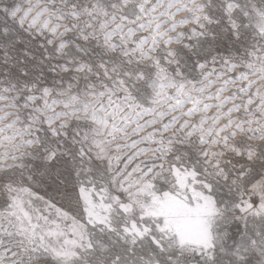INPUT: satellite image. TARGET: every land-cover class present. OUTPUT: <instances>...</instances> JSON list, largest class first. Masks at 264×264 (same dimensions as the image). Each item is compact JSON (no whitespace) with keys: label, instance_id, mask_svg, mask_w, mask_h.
I'll return each instance as SVG.
<instances>
[{"label":"snow or ice","instance_id":"6c2138e0","mask_svg":"<svg viewBox=\"0 0 264 264\" xmlns=\"http://www.w3.org/2000/svg\"><path fill=\"white\" fill-rule=\"evenodd\" d=\"M0 264H264V0H0Z\"/></svg>","mask_w":264,"mask_h":264}]
</instances>
